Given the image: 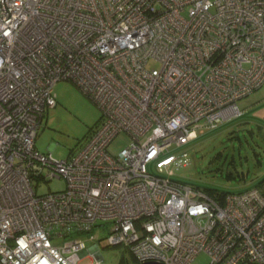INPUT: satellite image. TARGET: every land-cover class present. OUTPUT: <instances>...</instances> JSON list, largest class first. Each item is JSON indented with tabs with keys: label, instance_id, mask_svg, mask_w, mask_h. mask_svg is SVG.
Segmentation results:
<instances>
[{
	"label": "built area",
	"instance_id": "2783aa9c",
	"mask_svg": "<svg viewBox=\"0 0 264 264\" xmlns=\"http://www.w3.org/2000/svg\"><path fill=\"white\" fill-rule=\"evenodd\" d=\"M60 80L100 111L65 159L35 148ZM263 86L264 0H0V264H106L81 235L107 221L139 264H264L258 188L215 198L146 169Z\"/></svg>",
	"mask_w": 264,
	"mask_h": 264
},
{
	"label": "rangeland",
	"instance_id": "374dc122",
	"mask_svg": "<svg viewBox=\"0 0 264 264\" xmlns=\"http://www.w3.org/2000/svg\"><path fill=\"white\" fill-rule=\"evenodd\" d=\"M148 67H158V64L151 60ZM53 93L57 103L52 108H46L43 113L35 138V148L40 153L50 152L55 159H65L78 152L87 142L100 121V111L69 80L58 81L53 87ZM240 100L237 105L242 110L245 102ZM248 110L243 116L228 113L212 127H205V120H200L202 129H198L185 143L172 144L157 158L148 162L147 171L161 176L171 173V177L176 180L219 191L240 192L252 187L256 175L264 172V123L262 119L249 120L252 112L251 109ZM130 142L131 137L127 133H118L107 150L117 154ZM184 152L185 156L182 155ZM169 157L173 159L168 164L161 165ZM257 159L261 162L260 167ZM229 173H232V177H228ZM63 186L62 179H54L38 182L35 190L41 195L60 190ZM110 228L111 222L107 221L95 227L93 232L81 236L87 239L92 233L95 235L94 241H85L86 246L100 244L102 261L106 264H139L125 245H107L106 236ZM87 262L88 260L83 259L80 264ZM207 263L208 258L203 253L194 260V264Z\"/></svg>",
	"mask_w": 264,
	"mask_h": 264
},
{
	"label": "crops",
	"instance_id": "0c3cea01",
	"mask_svg": "<svg viewBox=\"0 0 264 264\" xmlns=\"http://www.w3.org/2000/svg\"><path fill=\"white\" fill-rule=\"evenodd\" d=\"M240 99L238 100L243 101L245 103H241V105L243 104V107L242 110H239L237 105L238 100L236 101V114L243 116L245 112L249 111L248 109H251L252 116L248 119L253 121H259L258 119H262V122L264 123V86Z\"/></svg>",
	"mask_w": 264,
	"mask_h": 264
},
{
	"label": "trees",
	"instance_id": "16d2710c",
	"mask_svg": "<svg viewBox=\"0 0 264 264\" xmlns=\"http://www.w3.org/2000/svg\"><path fill=\"white\" fill-rule=\"evenodd\" d=\"M257 164H259V167L261 166V162L259 161V159H257ZM260 174H257L259 176L256 175V180L253 183V186L249 187V188H247L245 190H248V189H251V188H258L261 191V193L264 195V172L261 175ZM228 177H232V173H229ZM191 185H194L195 187H199V188L203 189L208 195L213 196L215 198L216 197L220 198V197H222L223 195H225L227 193H240V192L245 191V190L240 191V192H229V191H221V190L219 191L217 189L203 187V186H200L198 184L197 185L196 184H191Z\"/></svg>",
	"mask_w": 264,
	"mask_h": 264
},
{
	"label": "water",
	"instance_id": "95a60500",
	"mask_svg": "<svg viewBox=\"0 0 264 264\" xmlns=\"http://www.w3.org/2000/svg\"><path fill=\"white\" fill-rule=\"evenodd\" d=\"M141 264H162V263L156 261H146V262H142Z\"/></svg>",
	"mask_w": 264,
	"mask_h": 264
}]
</instances>
